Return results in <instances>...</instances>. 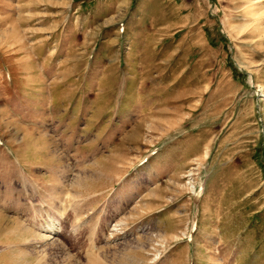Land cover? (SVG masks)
<instances>
[{
  "label": "rangeland",
  "instance_id": "1",
  "mask_svg": "<svg viewBox=\"0 0 264 264\" xmlns=\"http://www.w3.org/2000/svg\"><path fill=\"white\" fill-rule=\"evenodd\" d=\"M0 264H264V0H0Z\"/></svg>",
  "mask_w": 264,
  "mask_h": 264
}]
</instances>
